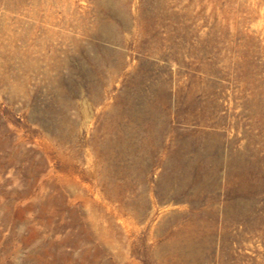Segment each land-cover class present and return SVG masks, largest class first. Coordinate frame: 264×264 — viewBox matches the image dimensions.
Returning <instances> with one entry per match:
<instances>
[{"label":"rangeland","instance_id":"374dc122","mask_svg":"<svg viewBox=\"0 0 264 264\" xmlns=\"http://www.w3.org/2000/svg\"><path fill=\"white\" fill-rule=\"evenodd\" d=\"M178 263L264 264V0H0V264Z\"/></svg>","mask_w":264,"mask_h":264},{"label":"bare ground","instance_id":"6f19581e","mask_svg":"<svg viewBox=\"0 0 264 264\" xmlns=\"http://www.w3.org/2000/svg\"><path fill=\"white\" fill-rule=\"evenodd\" d=\"M117 1V0H116ZM164 1V0H163ZM103 2H105V1H103ZM150 2H152V1H150ZM98 3H99V1H98ZM106 3V2H105ZM110 3V2H109ZM114 4V3H113ZM99 5V4H98ZM108 5V4H107ZM118 5V4H117ZM107 9V8H106ZM126 9V8H125ZM141 10H142V8H141ZM126 11V10H125ZM117 13V12H116ZM130 13V12H129ZM124 16V15H123ZM128 17V16H127ZM153 19V18H152ZM153 33H155L154 31H153ZM113 47V46H112ZM91 49V48H90ZM68 58V57H67ZM84 61V60H83ZM104 61V60H103ZM86 62V61H85ZM106 62V61H105ZM107 64V63H106ZM34 65V64H33ZM109 67V66H108ZM107 69V68H106ZM114 71V70H113ZM165 84V83H164ZM153 96V95H152ZM150 100V99H149ZM149 103V102H148ZM158 105V104H157ZM173 106V105H172ZM147 107H148V105H147ZM159 107V106H158ZM172 108V107H171ZM175 108V107H174ZM147 109H149V108H147ZM161 112V111H160ZM61 115V114H60ZM155 115V114H154ZM121 117V116H120ZM153 119V118H152ZM138 120V119H137ZM144 120V119H143ZM156 120V119H155ZM149 121V120H148ZM149 124H150V122H149ZM111 127V126H110ZM159 130V129H158ZM115 131V130H114ZM114 133V132H113ZM159 133V132H158ZM143 134V133H142ZM144 136V135H143ZM99 140V139H98ZM201 140V139H200ZM189 145H190V143H189ZM93 147V146H92ZM111 147V146H110ZM128 147V146H127ZM97 148V147H96ZM95 148V149H96ZM122 149H124V148H122ZM132 150V149H131ZM147 150V149H146ZM190 150V149H189ZM101 151V150H100ZM148 151V150H147ZM110 152V151H109ZM108 157H109V155H108ZM106 158V157H105ZM111 159V158H110ZM126 159V158H125ZM105 161V160H104ZM190 164V163H189ZM98 166V165H97ZM129 168V167H128ZM134 168V167H133ZM98 169V168H97ZM96 169V170H97ZM188 169V168H187ZM212 169V168H211ZM182 170V169H181ZM215 170V169H214ZM182 172V171H181ZM213 172V171H212ZM177 173V172H176ZM216 173V172H215ZM125 174V173H124ZM178 174V173H177ZM117 175V174H116ZM123 175V174H122ZM128 175V174H127ZM137 175V174H136ZM135 177V176H134ZM123 178V177H122ZM108 181V180H107ZM125 181H126V179H125ZM109 182V181H108ZM110 183V182H109ZM108 185H110V184H108ZM114 186V185H113ZM126 186V185H125ZM139 212H141V211H139ZM143 213V212H142ZM138 218V217H137ZM193 225V224H192ZM191 232H192V230H191ZM201 232V231H200ZM172 246V245H171ZM176 247V246H175ZM186 252V251H185ZM186 254V253H185ZM178 264H180V263H178Z\"/></svg>","mask_w":264,"mask_h":264}]
</instances>
